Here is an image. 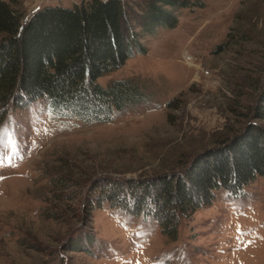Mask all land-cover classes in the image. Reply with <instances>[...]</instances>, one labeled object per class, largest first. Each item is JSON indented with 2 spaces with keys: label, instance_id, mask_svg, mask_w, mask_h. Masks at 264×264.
I'll return each mask as SVG.
<instances>
[{
  "label": "rangeland",
  "instance_id": "obj_1",
  "mask_svg": "<svg viewBox=\"0 0 264 264\" xmlns=\"http://www.w3.org/2000/svg\"><path fill=\"white\" fill-rule=\"evenodd\" d=\"M87 1L13 7L26 19ZM192 1L201 5L176 10L175 29L140 41L145 55L99 79L145 91L146 102L111 123L66 117L46 99L9 105L0 118V264H264V177L237 194L216 191L174 233L152 205L132 214L98 198L103 180L109 194L118 179L181 176L252 125L264 130V0Z\"/></svg>",
  "mask_w": 264,
  "mask_h": 264
},
{
  "label": "trees",
  "instance_id": "obj_2",
  "mask_svg": "<svg viewBox=\"0 0 264 264\" xmlns=\"http://www.w3.org/2000/svg\"><path fill=\"white\" fill-rule=\"evenodd\" d=\"M13 2L0 0V118L10 104L46 99L58 113L85 124L111 123L115 113L146 102L144 89L133 80L106 87L98 81L136 53L145 55L142 39L159 29H175L176 10L201 5L192 0H90L70 8L47 6L25 19ZM235 140L211 157L196 159L181 176L141 185L118 179L109 194L111 179H102L107 196L98 198H111L132 214L152 205L153 215L174 233L180 220L209 204L216 191L237 194L264 177V130L252 125Z\"/></svg>",
  "mask_w": 264,
  "mask_h": 264
},
{
  "label": "snow or ice",
  "instance_id": "obj_3",
  "mask_svg": "<svg viewBox=\"0 0 264 264\" xmlns=\"http://www.w3.org/2000/svg\"><path fill=\"white\" fill-rule=\"evenodd\" d=\"M5 163V158L2 154H0V166H3Z\"/></svg>",
  "mask_w": 264,
  "mask_h": 264
}]
</instances>
